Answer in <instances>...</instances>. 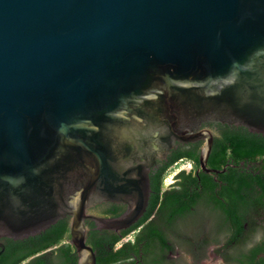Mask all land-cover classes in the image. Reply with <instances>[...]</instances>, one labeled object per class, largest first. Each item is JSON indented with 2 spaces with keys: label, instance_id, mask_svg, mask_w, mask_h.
<instances>
[{
  "label": "water",
  "instance_id": "95a60500",
  "mask_svg": "<svg viewBox=\"0 0 264 264\" xmlns=\"http://www.w3.org/2000/svg\"><path fill=\"white\" fill-rule=\"evenodd\" d=\"M207 123L264 136V0H0V240L68 218L95 264L86 221L136 224L176 142L218 173Z\"/></svg>",
  "mask_w": 264,
  "mask_h": 264
},
{
  "label": "trees",
  "instance_id": "16d2710c",
  "mask_svg": "<svg viewBox=\"0 0 264 264\" xmlns=\"http://www.w3.org/2000/svg\"><path fill=\"white\" fill-rule=\"evenodd\" d=\"M199 148L200 144L189 151H172L169 161L150 174L151 199L137 224L119 235L98 231L92 223L87 225L86 244L94 252L95 264H116L130 258L133 252H142L145 264H162L157 253L164 251L167 232L177 234L182 229L195 228L182 224L192 216L191 208L199 209L208 222L221 212L224 221L233 223L235 237L244 234L245 222L249 234L257 230L259 221L264 220V136L242 127L219 125V135L213 138L206 164L218 175L200 169ZM179 159L190 161L193 171L199 170L198 177L181 171L177 175L181 178L178 188L162 192L167 168ZM120 212V208L112 207L102 214L116 217ZM152 214L154 217L148 220ZM68 223V218L60 220L41 234L22 241L0 240L4 246L0 248V264H77L75 250L69 244ZM140 225L132 240L122 241ZM219 229H223L222 224ZM168 250L173 251V245Z\"/></svg>",
  "mask_w": 264,
  "mask_h": 264
},
{
  "label": "flooded vegetation",
  "instance_id": "af4514ba",
  "mask_svg": "<svg viewBox=\"0 0 264 264\" xmlns=\"http://www.w3.org/2000/svg\"><path fill=\"white\" fill-rule=\"evenodd\" d=\"M219 125L222 124L207 123L202 125L200 130L203 129L210 132L212 138H214V136L219 135ZM198 144H200V153V149L203 145L201 140L193 143L176 142L174 147L169 150L165 159L154 162L148 175L150 194L147 207L152 195L150 174L169 161L173 156L172 151H174V153H177L179 150L182 152L189 151L195 147L198 148ZM184 161L190 165V170L184 172L198 177L199 170L196 169L193 171V164L190 161L183 159L176 160L172 166L167 168L166 175L161 183L162 192H170L178 188L177 184L181 181V178H177V175L182 170L175 172L172 176H169V172L180 162ZM218 173L215 174L218 175ZM168 177H170L171 180L166 183ZM112 207L120 208V214L126 209V206L122 204L103 202L91 208L90 212L91 214L100 217H110L103 215L102 212L107 211ZM190 211L192 212V216H190L188 220L182 222V224L184 223L189 227L194 226L195 228L182 229L177 232V234H171L166 231L168 241L165 243L164 251L157 253L162 257V264H264V220L259 221L257 230L251 234H249V225L245 222L243 225L244 234L235 237L233 236V223L230 220L224 221V218L220 216L221 212L215 213V218L211 222H208L203 219V214L199 209L191 208ZM153 217L154 214H152L148 220ZM88 224H91V222L86 221V226ZM221 224L223 225V229H219ZM142 225L136 228V230L130 232L123 239L132 240L133 236L140 230ZM131 235L132 237H130ZM171 245H173V251L168 250ZM118 246L120 245H117V247ZM2 247L4 249L3 245ZM153 254L154 253L150 255ZM116 264H145L143 253L133 252L130 254V258L122 260Z\"/></svg>",
  "mask_w": 264,
  "mask_h": 264
},
{
  "label": "rangeland",
  "instance_id": "374dc122",
  "mask_svg": "<svg viewBox=\"0 0 264 264\" xmlns=\"http://www.w3.org/2000/svg\"><path fill=\"white\" fill-rule=\"evenodd\" d=\"M190 165L189 163L187 162H180L177 166L174 167V169H172L170 172H169V176H172L175 172L179 171V170H182V171H189L190 170ZM170 177H168V180L166 181V183H168L170 181ZM132 237V235L130 236Z\"/></svg>",
  "mask_w": 264,
  "mask_h": 264
},
{
  "label": "built area",
  "instance_id": "2783aa9c",
  "mask_svg": "<svg viewBox=\"0 0 264 264\" xmlns=\"http://www.w3.org/2000/svg\"><path fill=\"white\" fill-rule=\"evenodd\" d=\"M122 241H126L125 239H123Z\"/></svg>",
  "mask_w": 264,
  "mask_h": 264
}]
</instances>
